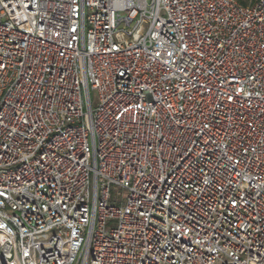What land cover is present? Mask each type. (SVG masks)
Returning a JSON list of instances; mask_svg holds the SVG:
<instances>
[{
    "label": "built area",
    "instance_id": "1",
    "mask_svg": "<svg viewBox=\"0 0 264 264\" xmlns=\"http://www.w3.org/2000/svg\"><path fill=\"white\" fill-rule=\"evenodd\" d=\"M0 264H264V0H0Z\"/></svg>",
    "mask_w": 264,
    "mask_h": 264
},
{
    "label": "trees",
    "instance_id": "2",
    "mask_svg": "<svg viewBox=\"0 0 264 264\" xmlns=\"http://www.w3.org/2000/svg\"><path fill=\"white\" fill-rule=\"evenodd\" d=\"M238 1L243 3V4H249L251 2H254L255 0H238Z\"/></svg>",
    "mask_w": 264,
    "mask_h": 264
}]
</instances>
